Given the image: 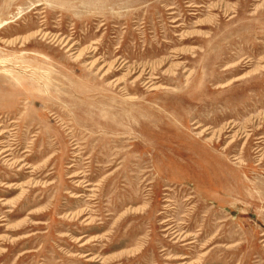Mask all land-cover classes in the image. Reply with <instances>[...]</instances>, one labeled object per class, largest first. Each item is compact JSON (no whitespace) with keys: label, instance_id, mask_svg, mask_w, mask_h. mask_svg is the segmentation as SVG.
<instances>
[{"label":"rangeland","instance_id":"rangeland-1","mask_svg":"<svg viewBox=\"0 0 264 264\" xmlns=\"http://www.w3.org/2000/svg\"><path fill=\"white\" fill-rule=\"evenodd\" d=\"M0 133V264H264V0H0Z\"/></svg>","mask_w":264,"mask_h":264},{"label":"bare ground","instance_id":"bare-ground-1","mask_svg":"<svg viewBox=\"0 0 264 264\" xmlns=\"http://www.w3.org/2000/svg\"><path fill=\"white\" fill-rule=\"evenodd\" d=\"M39 35L41 36V37H44L46 34L45 33H39ZM70 44V43H69ZM68 44V45H69ZM72 48V46H70L68 49H71ZM74 54V53H73ZM77 55V54H76ZM73 57V56H72ZM79 56H75V57H73L74 58V60H76L77 58H78ZM90 66H91V64H89ZM160 65H161V63H160ZM159 65V66H160ZM89 66V67H90ZM158 66V67H159ZM158 67H157V69H155V68H152L151 70H147L148 68H142L141 70H139L137 73H138V76L136 77V79L135 80H138V81H142V83L144 84V86L146 87V89L147 90H149V91H154V90H157L158 89V87L156 86V80H158L159 78L157 77V74L155 73L156 72V70H158ZM173 68H171L172 70L174 69V68H177V67H179V65L177 64V65H173L172 66ZM166 72V71H165ZM170 73H172V71H169ZM136 73V71L134 72V74ZM189 76V75H188ZM165 89V88H164ZM164 89H162V90H164ZM126 97H125V100H132V99H135V98H133V96H131L130 94H127V93H125L124 94ZM204 132H206L205 131V129L204 130H202V131H200V132H198V135H200V136H204V135H202V134H204ZM230 133V132H232L231 130H228V131H225V133ZM0 136H1V133H0ZM261 138H264V137H261ZM206 141H211V138H206ZM7 150H2L1 152H0V154L2 153V152H6ZM6 156H7V154H6ZM238 158H235V160H237ZM9 186V185H8ZM79 197V195H77L75 198H78Z\"/></svg>","mask_w":264,"mask_h":264}]
</instances>
